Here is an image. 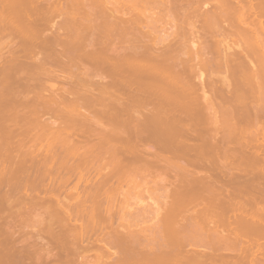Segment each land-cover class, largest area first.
<instances>
[{"label": "bare ground", "instance_id": "6f19581e", "mask_svg": "<svg viewBox=\"0 0 264 264\" xmlns=\"http://www.w3.org/2000/svg\"><path fill=\"white\" fill-rule=\"evenodd\" d=\"M0 264H264V0H0Z\"/></svg>", "mask_w": 264, "mask_h": 264}, {"label": "rangeland", "instance_id": "374dc122", "mask_svg": "<svg viewBox=\"0 0 264 264\" xmlns=\"http://www.w3.org/2000/svg\"><path fill=\"white\" fill-rule=\"evenodd\" d=\"M151 7H154L153 9L154 10H156L157 8L153 5V6H151ZM147 8H149V9H152V8H150V7H147ZM164 19H162L161 21H159L158 23H160V25H158L157 27V33H159V34H165L166 32H168V34H169V31H170V24L169 23H167L168 21L165 19V22L163 21ZM45 81L46 82H51V83H54V82H57V80L56 79H54V78H51V79H45ZM71 185H72V183H71ZM70 185V186H71ZM134 201V200H133ZM133 201H131V202H133ZM135 202H136V200H135ZM133 204V203H132ZM135 204V203H134ZM133 204V205H134ZM133 207H137L136 205L135 206H133ZM132 207V208H133ZM139 207V206H138ZM138 207H137V209H138ZM135 208H133V210L135 209ZM137 209H135L136 211H137ZM152 211V210H151ZM152 213V212H151ZM148 216H149V214H148ZM152 216V214H150V216L148 217V219L150 218ZM146 217H147V215H146ZM96 234V235H95ZM95 234H92L93 235V237H92V240L94 241L95 240V237H97L98 235H103V233L102 232H100V233H95ZM91 240V241H92ZM91 248H93V247H91Z\"/></svg>", "mask_w": 264, "mask_h": 264}]
</instances>
